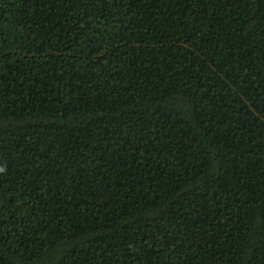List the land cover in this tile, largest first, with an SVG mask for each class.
Instances as JSON below:
<instances>
[{
	"label": "trees",
	"instance_id": "trees-1",
	"mask_svg": "<svg viewBox=\"0 0 264 264\" xmlns=\"http://www.w3.org/2000/svg\"><path fill=\"white\" fill-rule=\"evenodd\" d=\"M0 264H264V0H0Z\"/></svg>",
	"mask_w": 264,
	"mask_h": 264
}]
</instances>
